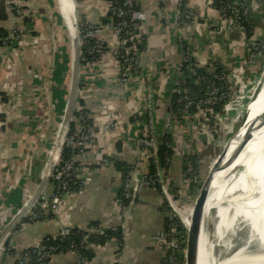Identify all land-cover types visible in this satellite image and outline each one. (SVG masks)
Listing matches in <instances>:
<instances>
[{
	"label": "crops",
	"instance_id": "obj_1",
	"mask_svg": "<svg viewBox=\"0 0 264 264\" xmlns=\"http://www.w3.org/2000/svg\"><path fill=\"white\" fill-rule=\"evenodd\" d=\"M19 1L22 14L17 16L7 9V19L0 22L9 31L22 32L19 40L0 45V196L12 187L19 188L24 181V193L29 192V198L45 171V159L50 155L69 96L72 24L75 21L80 27L81 24H104L110 18L111 0ZM137 1L146 14V20L138 26L147 39L140 73L122 80L118 61L111 54L103 55L93 66L82 63L76 110L83 101L89 126L96 132L77 157L85 169V183L68 198L57 218L47 216L18 227L12 235L16 252L57 236L61 225L82 230L101 225L106 229H121L123 237L124 233L127 235V251L122 259L124 245L113 237L105 244L94 245L95 254L92 259L87 258L89 264H161L165 251L155 241L154 234L166 226V210L170 205L160 187H143L138 192L127 232L116 200L126 167L141 161V171L148 174L151 154L144 141L148 124L153 133L152 95L159 123L171 82L173 79L183 82L179 72L184 50L198 68L219 67L226 72L232 88L231 99H237L251 87L253 90L259 79L260 64L251 58L249 39L223 19L213 6L214 0ZM245 1L252 12L256 36L264 39V0ZM182 6L193 12L192 19H181ZM98 36L110 47L118 44L111 30H102ZM228 102L223 106L228 107ZM235 111L233 107L232 116ZM195 114L176 115L169 129L174 154L171 167L165 173L181 214L196 189L183 174L187 189L183 193L180 167L184 173V165L192 156L198 163L199 175L203 176L204 167L210 166L226 141L219 146L214 139L212 143L209 140L205 143L208 124L205 111L199 115L203 116L199 122ZM74 121L79 132L84 124L78 116H74ZM21 172H26L28 177L18 176ZM51 192L50 181L42 197ZM181 193L185 201L179 196ZM15 205L16 202H11L0 212V231L19 211H14ZM15 256L8 255L7 263H12ZM79 260L78 252L62 251L44 264H79Z\"/></svg>",
	"mask_w": 264,
	"mask_h": 264
},
{
	"label": "built area",
	"instance_id": "obj_2",
	"mask_svg": "<svg viewBox=\"0 0 264 264\" xmlns=\"http://www.w3.org/2000/svg\"><path fill=\"white\" fill-rule=\"evenodd\" d=\"M7 9L15 13V15L20 16L23 11L22 3L19 0H6ZM248 8H246L247 11ZM183 16L185 20H189L193 18V12L188 8L182 10ZM181 11V12H182ZM146 20V14L143 10H141L140 5L137 0H111V9H110V18L104 24L101 25H92L87 24L81 28V44H82V61L83 63H88L90 66H93L100 58L105 54H111L119 64L120 76L122 80H126L130 76H135L140 73V60L141 55L145 51L141 49V45L146 41V37L138 30V26ZM231 27H237L244 33L248 32V28L244 25H236L237 20L234 18L226 19ZM102 30H111L117 36L118 44L115 47H110L105 40L98 36V33ZM22 32L18 29H13L10 31V37L13 40H19L21 38ZM93 40L92 42L89 40ZM83 46L85 49L83 50ZM259 50V55H263L264 53V45L257 43V41L251 42L250 45V53L254 50ZM252 55V54H251ZM190 55L187 53L183 56L184 61H188ZM196 65L190 63L188 69L196 73ZM182 76V72H179ZM209 74L213 77H209L207 75L202 76L199 75L197 78V82L207 81L209 83V89L207 91V95L205 98L200 99L198 101H193L189 99L186 95H183L180 98L182 104L184 105V111L187 112L192 106L197 108H201L203 105H214L219 102L222 98L229 97V101L231 100V92H223V86H220L217 83V80H222V76L214 74L212 71H209ZM178 93H183L181 90ZM185 101V102H184ZM171 119L172 115L170 113L168 121L166 123L165 132L171 128ZM107 127H105L106 129ZM96 135L93 127L84 125L83 129L76 133V135L69 136L66 145L68 147H79L80 150L78 152H74L71 155H67L61 159L57 164L54 173L52 175L51 184H52V192L50 194L44 195L39 203L28 213L25 217L27 220H23L20 224L23 225L26 222H34L38 221L47 216H53L57 218L64 210V207L67 203L68 198L81 190L85 183V169L81 162H78L77 157L84 151V145L92 140ZM151 138L145 139V143L148 146L150 151V156L155 158V163L157 167V176L160 175L162 177V171H165L159 162L157 156V149L153 145V134L151 132ZM141 160V159H140ZM141 161H139L136 165L131 166L128 170L127 175L123 180V184L120 190V193L117 196V204L121 211V214L125 219V232H127V223L131 216L132 210L136 204L138 192L143 187L149 186H161L160 190H162V194L166 198L170 207L168 206L166 210L167 215V223L166 226L162 229H159L154 234V239L162 248L165 250L167 247L170 236L174 231L177 220H179L180 211L175 205L174 197L169 191V186L165 187L163 180L160 182L157 180L154 181L153 184L147 178V175L141 171ZM191 173V181L195 184L198 183V176L190 169ZM141 176V177H140ZM75 179H79L80 188L79 190L71 189V182ZM136 182V185H134ZM163 186V188H162ZM19 226V228H20ZM82 230V229H80ZM106 228L104 226L98 225L90 229L82 230L83 234H77L74 231V228L61 225L59 229V236L61 237V244L69 238H73L70 240L69 244H66L67 251H74L80 254L79 264H89L87 257L82 255L79 250V245L83 243H87L89 236L93 233L95 234H104ZM76 237H79V242H77ZM125 233H124V246H125ZM13 237H11L9 241V248L13 247ZM59 245V246H60ZM37 247V253L39 255V259H48L52 258L56 253H54L59 246L51 245L49 247L41 246L40 244L35 245ZM123 253H121V257L123 259ZM17 264H29V255L28 253H24L22 255H16Z\"/></svg>",
	"mask_w": 264,
	"mask_h": 264
},
{
	"label": "water",
	"instance_id": "obj_3",
	"mask_svg": "<svg viewBox=\"0 0 264 264\" xmlns=\"http://www.w3.org/2000/svg\"><path fill=\"white\" fill-rule=\"evenodd\" d=\"M179 25V12L177 11L175 16V26L178 29ZM71 35L73 41V62H72V76L71 84L69 90V96L63 115L62 122L59 126V129L55 135L52 149L50 151V157L47 162L46 168L40 182L34 191V193L28 198L24 205L15 213L9 221L4 225L0 231V256L2 252L6 249L8 242L10 241L13 233L23 222L28 213L39 203L42 195L44 194L48 184L52 179L54 170L59 163L61 156L66 145V141L69 137L72 123L74 121L76 104L78 101V93L81 86L80 77H81V68H82V44H81V28L78 21L73 22L71 27ZM177 81L173 79L170 84L169 91L166 98V103L164 106V111L161 116L160 122L157 123L155 116V106H154V96L152 95V112L154 124L153 128V145L158 148L162 137L165 133L166 123L170 115V108L173 100V95L176 90ZM264 88V70L259 80L257 81L254 89L252 90L251 95L248 97V101L242 111L240 112L234 126L232 133L229 138L224 142V145L221 148V151L218 155L212 160V163L205 171V174L202 176L198 188L195 192V195L192 197L188 207L185 210V213L180 214L178 223L174 231L170 236L169 243L165 248L164 256L161 260V264H179L187 259L193 258L198 252L201 241L202 227L204 224V219L206 221L205 227L207 228L208 236L214 233L215 228L218 225L219 217V205L213 207L210 211L205 214V204L209 195L210 186L213 182L214 175L217 171L222 168L230 167L234 161L231 158L226 159V155L230 146L237 140L241 127L245 125L248 120V106L251 100L255 95L259 94ZM232 89V88H231ZM264 127V110L259 113L256 117L252 119L249 123L245 138L243 139L241 146L237 151V157L241 155L246 146L250 141L256 136V132L261 130ZM230 175L224 181H233L242 174H246L249 170L245 162L234 163L232 165ZM180 174L182 180V189L183 193L186 194L184 173L182 167H180ZM247 175V174H246ZM245 175V176H246ZM247 179V177H246ZM248 180V179H247ZM260 187V186H259ZM239 192V191H238ZM258 192V191H257ZM239 194V193H238ZM231 200L230 198L224 200L222 204H228L227 201ZM235 201V200H231ZM190 220L187 223L186 218ZM127 251V235L125 237V246L123 258L125 257ZM123 261V260H122Z\"/></svg>",
	"mask_w": 264,
	"mask_h": 264
},
{
	"label": "trees",
	"instance_id": "obj_4",
	"mask_svg": "<svg viewBox=\"0 0 264 264\" xmlns=\"http://www.w3.org/2000/svg\"><path fill=\"white\" fill-rule=\"evenodd\" d=\"M213 6L219 10L221 16L225 19H230L234 18L237 20L236 25H244L245 27L248 28V34L249 36L252 35L255 31V23L254 19L252 16V12L247 6V3L245 0H214L213 1ZM246 8L247 11H246ZM184 7L182 6L180 8V15L181 19H184L183 16V10ZM182 11V12H181ZM8 17L7 14V4L6 0H1L0 1V22L6 20ZM188 20V19H187ZM190 20V19H189ZM84 25L87 24H81V28L84 27ZM89 41H93L92 39ZM262 41V40H260ZM15 40H13L10 37V31L4 28L3 26L0 25V45H10ZM147 45V39L144 41V43L141 45V49L144 50L146 49ZM85 49V46H83V50ZM187 54L186 50H184V55ZM251 58L254 61L259 62L260 64V72L264 70V53L263 55H259V50H254L251 53ZM98 58H101L100 56H97ZM190 63L194 64L193 58L190 57L188 61L182 62L180 72H182L183 76V82L180 83V81L176 85V90L173 95V100L170 108V113L172 116L175 115H183V114H195L196 112H199L201 110L207 112H212V111H219L223 105H225L229 101V97L222 98L219 102H217L214 105H203L201 108H197L195 106H192L187 112L184 111V105L182 104V101H180L183 95H186L189 99L193 101H198L200 99L205 98L207 95V91L209 89V83L207 81H202V82H197V78L199 75L202 76H209V71H212L214 74H217L219 76H222V80H217V83L220 86H223V92H231L230 85L227 79V74L226 72L223 71L221 68H198L196 67V73L191 72L188 69V66ZM209 77H213L210 75ZM181 90L183 93H178V91ZM183 94V95H182ZM185 102V101H184ZM84 103L83 101H80V108L76 110L75 112V117H80L84 125H87L89 123V117L86 108L83 107ZM147 118H149V115H147ZM76 122L73 121L72 127L70 130L69 136L76 135ZM147 138H151V130L149 127V124L147 127H145ZM172 137L170 134V131H166L162 137V140L157 148V156L160 162L161 167L167 172L169 168L171 167V159L174 154V149L172 147ZM80 150L79 147H68L65 145L64 151H63V158L66 157L67 155H71L74 152H78ZM187 163L184 165V174L186 180H188L191 184L193 183L191 179V172L193 171L196 175H199V166L198 163L195 161L194 157L189 156ZM191 164V166H189ZM119 167H121V163L119 164ZM131 168V166L126 167L124 169V178L127 175L128 170ZM147 178L150 181L151 184L154 183L155 180H157V167L155 163V158L153 156L150 157L149 159V168H148V174ZM80 180L75 179L74 181L71 182L70 186L71 189L73 190H79L80 188ZM196 187V184L194 185ZM27 220V218L25 219ZM178 223V220H177ZM74 231L77 234H83V231L80 230L79 228H74ZM116 237L118 238L122 244H124V237L123 233L121 232V229H114V228H108L105 230L104 234H91L87 240V243H83L82 245H79V250L82 255H85L88 259H92L93 255L95 254L94 252V245L96 244H105L109 239ZM73 238H69L68 240L64 241V243L61 244V237L59 235L55 237H51L48 240H44L40 243L41 246L49 247L51 245L59 246L57 250L54 253H59L62 251H67L66 250V244H69L70 240ZM79 237H76L77 242H79ZM121 251V249H120ZM24 253H28L29 255V264H44L50 260L48 259H39V255L37 253V247L34 246H29L25 248L22 251L16 252L15 247H10L9 248V242L8 245L6 246L5 252L0 258V264H9L7 263L8 255L11 254H16V255H22ZM16 257V256H15ZM17 259L14 258L12 263L10 264H17ZM209 263L211 264V261L209 260ZM182 264V263H180Z\"/></svg>",
	"mask_w": 264,
	"mask_h": 264
},
{
	"label": "bare ground",
	"instance_id": "obj_5",
	"mask_svg": "<svg viewBox=\"0 0 264 264\" xmlns=\"http://www.w3.org/2000/svg\"><path fill=\"white\" fill-rule=\"evenodd\" d=\"M67 14L69 15L70 11H67ZM67 22H69L68 19ZM263 110L264 88L251 100L248 106V120L241 127L237 140L230 146L226 155V159L231 158L234 161L232 165L245 162L249 168L247 175L244 173L240 178L234 180L227 192V181L224 180L229 177L233 166L222 168L215 173L205 204V214L219 205L218 225L214 233L207 237L208 232L204 219L198 252L193 258L183 261L182 264H209V260L211 264H262L261 257L264 255V127L256 132V136L241 155L239 157L236 155L245 138L249 123ZM227 193L229 198L235 201L229 200L227 205L222 204ZM184 213L185 211L182 215ZM186 220L187 223L190 222L188 218ZM240 222H247L256 234L254 233L248 239L245 247L233 252L234 244L231 241L225 245L227 251L221 255L217 254V237L224 235L230 226Z\"/></svg>",
	"mask_w": 264,
	"mask_h": 264
},
{
	"label": "rangeland",
	"instance_id": "obj_6",
	"mask_svg": "<svg viewBox=\"0 0 264 264\" xmlns=\"http://www.w3.org/2000/svg\"><path fill=\"white\" fill-rule=\"evenodd\" d=\"M247 6H248V4H247ZM223 19L226 20L225 18H223ZM244 34L249 39V41H248L249 50H250L251 42L257 41V43L264 45V39L258 38L256 36V34H255V31L250 36H249L248 32L244 33ZM260 40H262V41H260ZM261 75H262V73L260 72L259 73V78H260ZM251 88H249V90L247 89L246 91H244V93H241L238 96L237 99H235V98L231 99L232 101L228 102L229 103L228 107L227 106L224 107L225 106L224 105L223 107H221V109L219 111H212V112H207V113L205 112V119L208 120V124L205 125V143H207L208 140H209L210 143H212L213 139H214V140H216V142H217V144L219 146V144H223L225 139L227 140L229 138V136H230L229 135L230 128L233 129V126L235 124L234 123L235 117L237 118V116L240 114V112L242 111V109L246 105V103L248 101V97L252 93L251 92V90H252ZM233 107L235 108V110H236L235 112L236 113H235V115L232 116ZM223 110H225V112ZM201 113H203V111L195 114V118L197 119L198 122H199V120L201 121V119L203 117V116H199ZM175 117H176V115L172 116V119H174ZM189 145H191V142H189ZM192 146L195 147V144H192ZM50 149H52V146H51ZM49 157H50V155L46 157L45 165L47 164V162L49 160ZM189 166H191V164H189ZM205 169L207 170V167H204V170ZM39 174H40V172L38 173V175ZM161 174H162V177H160V175H158V180L160 182H162L161 180H163L164 186L168 187L169 186L168 180H167L168 177H166L167 173H165V171H162ZM204 174L205 173L203 171L202 175H204ZM18 176H20V177H24L25 176V178L28 177V175H26V172H21V173L18 174ZM197 176L199 178L198 179L199 181L196 184V187H195L196 190H197L199 182H200V180L202 178V176H200V175H197ZM233 181H229V182L227 181V185H226V191L227 192H228V189H229V187H230V185L232 184ZM134 185H136V182H134ZM24 188H25V186H24V181H23V182L20 183L19 188L16 189V188L12 187L11 190L7 189L8 191H6V193L4 195L2 194L1 195L2 197L0 196V212L5 207H7L11 202H13V204L16 202V205H15L16 207H15L14 211L15 212L18 211L28 199L29 192H27L25 194L24 193V191H25ZM162 188H163V186H162ZM49 191H50V187L47 189V192H49ZM169 191L171 192V190H169ZM161 192H162V190H161ZM171 194H172V192H171ZM194 195H195V193L192 194V196H194ZM179 196L181 197V199H183V197H184L182 193ZM16 199L20 200V201H15ZM173 199L175 200V198H173ZM227 199H229L228 193L225 195L223 201L227 200ZM254 233H255V231L251 228V226L247 222H240L239 224L230 226V228L224 232V235L217 237V243H216V252H217V254L221 255L225 251H227L226 248H225V245L228 242H231V241L234 244L233 252L245 247L246 244H247L248 239L252 235H254ZM4 252H5V250L2 252L1 256L3 255ZM1 256H0V258H1ZM261 261H262V264H264V255L261 257Z\"/></svg>",
	"mask_w": 264,
	"mask_h": 264
}]
</instances>
